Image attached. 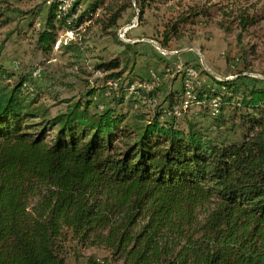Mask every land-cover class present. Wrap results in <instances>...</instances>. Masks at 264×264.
I'll return each mask as SVG.
<instances>
[{
    "label": "trees",
    "instance_id": "trees-1",
    "mask_svg": "<svg viewBox=\"0 0 264 264\" xmlns=\"http://www.w3.org/2000/svg\"><path fill=\"white\" fill-rule=\"evenodd\" d=\"M149 1L135 0L139 18ZM101 3L78 13L79 2L63 10L52 0L37 50L49 54L58 31L75 34ZM118 44L117 58L94 66L101 84L55 115L30 74L11 82L0 65V264H67L90 248L120 264H264V84L215 81L184 108L183 73L152 110L159 89H131L145 84L133 73L136 47ZM63 46L82 59L76 39ZM108 82L114 106L92 111ZM192 108L210 127L197 118L180 127Z\"/></svg>",
    "mask_w": 264,
    "mask_h": 264
},
{
    "label": "rangeland",
    "instance_id": "rangeland-1",
    "mask_svg": "<svg viewBox=\"0 0 264 264\" xmlns=\"http://www.w3.org/2000/svg\"><path fill=\"white\" fill-rule=\"evenodd\" d=\"M51 1L0 0V65L14 74L11 82L21 74H30L35 80L33 95L51 115L63 112L67 101L82 99L89 87L101 84L105 73L94 66L117 58L123 50L120 42L135 44L134 74L150 88L159 89L156 102L150 104L152 110L162 104L170 89H180L181 75L187 77L188 68L194 67L196 74H189V83L197 87L216 88L215 81L221 80L247 84L257 80L264 84V0H150L141 18L135 0H103L102 8L75 34L58 31L57 43L44 55L35 42ZM62 1L63 10L79 2L81 13L96 0ZM120 8L126 9L119 13ZM116 14L121 17L117 25L107 28L109 19ZM249 20L254 23L246 24ZM72 39L80 45L82 59L60 48ZM107 87L92 98V111L97 110L96 106H114L115 93L112 95L110 90L116 87L111 88L109 82ZM149 87L141 89L149 91ZM195 88L186 86V91ZM189 97L186 94L184 108L192 100ZM211 106L216 113L217 101H212ZM198 112L201 113L199 108H192L177 119L180 127H184V119L193 118L204 128L210 127L211 120L201 118ZM210 132L215 135L225 131L211 126ZM238 133L228 132V138L236 140ZM89 259L97 264H120L112 262L100 248L81 251L76 259L68 254L66 263L91 264Z\"/></svg>",
    "mask_w": 264,
    "mask_h": 264
},
{
    "label": "built area",
    "instance_id": "built-area-1",
    "mask_svg": "<svg viewBox=\"0 0 264 264\" xmlns=\"http://www.w3.org/2000/svg\"><path fill=\"white\" fill-rule=\"evenodd\" d=\"M189 74H196V72H194L193 68L187 69V77H184V81H183L184 88H185V94H186V86H196L197 87V84L189 83ZM135 87H149V86H147L146 83L145 84H136L134 86H131V89H135ZM151 89L152 88H150V90ZM175 114H176V112H175Z\"/></svg>",
    "mask_w": 264,
    "mask_h": 264
},
{
    "label": "bare ground",
    "instance_id": "bare-ground-1",
    "mask_svg": "<svg viewBox=\"0 0 264 264\" xmlns=\"http://www.w3.org/2000/svg\"><path fill=\"white\" fill-rule=\"evenodd\" d=\"M109 86H111V88H112V87L114 88V87H116V84H114V83H110ZM189 91H190V90L187 91V95H189V96H190L189 98L192 99V96H191V94H190ZM214 105H215V104H214Z\"/></svg>",
    "mask_w": 264,
    "mask_h": 264
},
{
    "label": "crops",
    "instance_id": "crops-1",
    "mask_svg": "<svg viewBox=\"0 0 264 264\" xmlns=\"http://www.w3.org/2000/svg\"><path fill=\"white\" fill-rule=\"evenodd\" d=\"M134 73V72H133ZM136 74V73H135ZM137 75V74H136ZM139 76V75H138ZM141 77V76H140Z\"/></svg>",
    "mask_w": 264,
    "mask_h": 264
}]
</instances>
